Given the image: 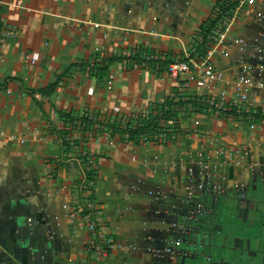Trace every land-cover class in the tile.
Here are the masks:
<instances>
[{
	"label": "crops",
	"instance_id": "crops-1",
	"mask_svg": "<svg viewBox=\"0 0 264 264\" xmlns=\"http://www.w3.org/2000/svg\"><path fill=\"white\" fill-rule=\"evenodd\" d=\"M1 1L0 33L9 27L14 34L0 47V131L26 142L0 140V264H79L89 236L69 208L81 153L93 162L92 199L114 240L103 264H170L166 243L199 204L210 216L176 264H241L247 250L264 252L262 124L193 114L179 118L175 140L145 145L81 129L84 117L139 115L175 95L215 101L225 91L232 98L246 67L253 82L264 79V0H242L234 11L220 49L228 57L217 51L208 67L178 79L126 61L98 79L94 67L135 50L197 63L190 58L195 34L226 0ZM26 55L36 64H25ZM210 75L221 80L203 83ZM250 96L264 111V92ZM64 142L78 147L66 152ZM233 144L246 154L228 157Z\"/></svg>",
	"mask_w": 264,
	"mask_h": 264
},
{
	"label": "built area",
	"instance_id": "built-area-1",
	"mask_svg": "<svg viewBox=\"0 0 264 264\" xmlns=\"http://www.w3.org/2000/svg\"><path fill=\"white\" fill-rule=\"evenodd\" d=\"M254 0H244L243 4L252 5ZM2 1L0 0V5ZM242 3L240 6L243 5ZM236 11V10H235ZM234 14V13H233ZM264 18L263 16H261ZM229 22L225 23L223 26L224 29L222 32H219L217 38L214 41L213 46L207 51L206 55L197 61V63H185L180 61H175L168 65L166 72L172 79H178L181 76H190V73L193 68L201 69L208 67L211 58L213 55L220 51L221 55L224 57H228V54L225 51H221V44L226 39V36L229 32ZM14 34V29L6 27L0 33V47L5 45L6 42L12 38ZM24 63L27 65H35L36 62L29 56L26 55L24 57ZM198 69V70H199ZM251 67H246L244 69V76L240 77L238 81L234 83L235 87V96L232 98H228V95L225 91L219 93V96L216 99L217 111H225V110H240L243 107L249 108V112H258L257 108L255 107L256 101L250 96V93L255 91H262L264 92V79L259 80L258 82H253L249 78V73L251 72ZM221 80V76H206L202 77L203 83H207L209 85H213ZM38 98L37 95H35ZM213 102V101H212ZM211 102V103H212ZM219 112L216 114L219 116ZM264 115V111L260 112ZM148 114V110L140 113L139 115L145 116ZM184 115V110L180 111L177 114V124L179 123V118ZM174 122H171L172 124ZM169 123L163 124V127L166 125H170ZM264 125L258 127L259 129L262 128ZM251 130L256 129V127L251 126ZM177 133L173 132H163L155 136L153 139L149 137H142L138 144H163L169 141H173L177 138ZM106 137L111 136V132L106 131L104 133ZM6 139L12 143H16L19 145H24L26 140L24 138L17 137L14 134L5 135L0 131V140ZM234 149L227 153L228 157L233 156H244L246 151L244 149H239L233 144ZM218 154H223L222 152H218ZM80 156H84V154H80ZM75 159V162L79 166V176L77 178V182L75 183V193H74V205L69 208L70 211V220L77 224V228L83 232H85L89 236V243L85 250V255L80 259L79 264H103V262L109 257L110 252L114 248V240L113 238L106 232L102 230V213L94 203L92 197L93 187H94V180L89 181L88 174L93 172V162L90 158L87 159L86 163H82L81 157ZM94 177V174H93ZM203 189L202 185L196 187V189H191L187 195L188 200H191L194 196L195 191H201ZM91 196V197H90ZM209 211L203 208L200 204L196 208L189 217V221L196 220L201 216H207ZM180 239L175 240L174 242L170 243V246L179 247L180 246ZM168 253L173 257L176 256V252L168 251Z\"/></svg>",
	"mask_w": 264,
	"mask_h": 264
},
{
	"label": "trees",
	"instance_id": "trees-1",
	"mask_svg": "<svg viewBox=\"0 0 264 264\" xmlns=\"http://www.w3.org/2000/svg\"><path fill=\"white\" fill-rule=\"evenodd\" d=\"M242 0H226L216 4L211 16L201 24L200 28L195 34L196 42L193 45V53L190 58L199 61L200 58L204 57L209 50V47L214 44L217 36V32H222L225 23L231 20L234 11L239 6ZM115 61H126L131 65H142L149 66L153 72L159 73L162 69H167L168 65L175 62L169 57L161 58L153 55L152 52L146 50H135L129 56L126 57H112L106 63L96 65L94 67V75L97 78H103L106 74L108 67ZM180 62H186L187 60H178ZM55 85L51 86L45 93H52ZM184 98V97H183ZM177 95L174 98H167L161 105H156L148 109V114L145 116L133 115L126 118H114L113 120L97 121L83 118L81 120V129L86 132L95 129L98 133L109 131L111 136H119L122 141L133 142L138 144L142 137H149L153 139L160 133L169 131L177 133V114L184 110L183 117H189L193 114L201 115H214L217 112L215 108L217 105L216 100L211 101L207 98H189L183 99ZM212 102V103H211ZM66 123H73L74 117L71 115H64ZM221 118H243L248 119L251 124H262L264 125V115L258 112H249L240 114L238 110L231 109L219 112ZM171 122H174L170 124ZM169 123L163 127V124ZM66 152L77 149L78 144L73 143L72 145L64 142ZM80 156V154H79ZM82 163H86L88 157L86 155L80 156ZM88 180L93 181V172L88 174ZM91 197V196H90ZM92 198V197H91Z\"/></svg>",
	"mask_w": 264,
	"mask_h": 264
},
{
	"label": "water",
	"instance_id": "water-1",
	"mask_svg": "<svg viewBox=\"0 0 264 264\" xmlns=\"http://www.w3.org/2000/svg\"><path fill=\"white\" fill-rule=\"evenodd\" d=\"M262 172H263V177H264V167L262 168ZM246 189H247V186L246 187L242 186L239 188V191L241 193H243L246 191ZM243 197L244 196L242 194V198ZM208 215L210 216V214H208ZM207 216H201V217H199L193 221H189V220L185 221L184 224L180 228L179 235L177 237L167 241L165 251L171 260L170 264H176V260L184 259L188 256V253H190V250H191L190 248L193 245H192V241H188L187 238H189L190 235H192L193 233H196L198 226L200 225V222L203 219H208L209 216L208 217ZM179 239L181 241L179 247L170 246L171 242H174L175 240H179ZM183 246H186L185 250L182 248ZM173 250L176 252L177 255L172 257L168 253V251H173ZM247 253H248L247 256L244 257V259L240 262L241 264H264V252L261 254V253L255 252V251L251 252L250 250H247Z\"/></svg>",
	"mask_w": 264,
	"mask_h": 264
}]
</instances>
